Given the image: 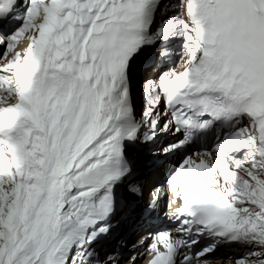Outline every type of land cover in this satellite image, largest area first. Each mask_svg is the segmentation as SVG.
<instances>
[{"label": "snow or ice", "instance_id": "obj_1", "mask_svg": "<svg viewBox=\"0 0 264 264\" xmlns=\"http://www.w3.org/2000/svg\"><path fill=\"white\" fill-rule=\"evenodd\" d=\"M0 46V264H136L165 187L149 264H264V0H0Z\"/></svg>", "mask_w": 264, "mask_h": 264}, {"label": "bare ground", "instance_id": "obj_2", "mask_svg": "<svg viewBox=\"0 0 264 264\" xmlns=\"http://www.w3.org/2000/svg\"><path fill=\"white\" fill-rule=\"evenodd\" d=\"M23 46H24V45L21 44V47H23ZM2 62H3V61H2ZM2 62H1V63H2ZM179 63H180V60L177 62V64H179ZM181 63H182V62H181ZM181 63H180V64H181ZM180 64H179V65H180ZM179 65H177V66L173 65V66H171V67H172V68H176L177 71H182V68H180ZM140 83H142V82H140ZM154 181H156V180H154ZM154 186H155V185H154ZM154 186H153V187H154ZM147 196H149V195L147 194ZM163 200H165V199L163 198ZM241 252H243V251H239V250H232V251H231V253L233 254V256H237V255H239ZM218 263H219V264H227L228 262L226 261L225 263H222V262L219 261ZM208 264H212V263H208ZM229 264H234V261H233V262H230Z\"/></svg>", "mask_w": 264, "mask_h": 264}, {"label": "rangeland", "instance_id": "obj_3", "mask_svg": "<svg viewBox=\"0 0 264 264\" xmlns=\"http://www.w3.org/2000/svg\"><path fill=\"white\" fill-rule=\"evenodd\" d=\"M174 61H176V59H173ZM179 61V60H178ZM182 61H181V59H180V63H181ZM179 63V64H180ZM179 64H177V65H179ZM173 66V65H172ZM233 257H235V256H233ZM220 262H222V263H224L223 261H220Z\"/></svg>", "mask_w": 264, "mask_h": 264}]
</instances>
